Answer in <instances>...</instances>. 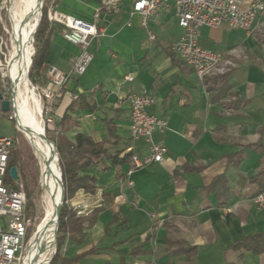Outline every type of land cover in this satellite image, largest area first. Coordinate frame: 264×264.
I'll use <instances>...</instances> for the list:
<instances>
[{
    "label": "crops",
    "instance_id": "1",
    "mask_svg": "<svg viewBox=\"0 0 264 264\" xmlns=\"http://www.w3.org/2000/svg\"><path fill=\"white\" fill-rule=\"evenodd\" d=\"M101 1L49 0V8L93 22ZM135 1L102 13L103 35L90 47L96 72L68 83L76 99L58 103L52 143L70 146L82 133L112 154L146 155L148 144L130 138L129 115L130 97L148 94L155 101L150 112L168 122L165 134H154L168 153L129 178V164L107 161V170L81 172L95 176L98 189L81 190L72 200L102 211L84 236L66 241L63 257L86 253L69 264H264V252L234 247L264 233V210L254 202L264 192V18L250 32L201 29L200 47L235 63L228 74L202 82L172 49L183 34L174 11L162 8L144 28L132 14ZM254 1L241 0L242 9ZM51 29L41 83L51 66L69 74L80 54L59 25Z\"/></svg>",
    "mask_w": 264,
    "mask_h": 264
},
{
    "label": "built area",
    "instance_id": "2",
    "mask_svg": "<svg viewBox=\"0 0 264 264\" xmlns=\"http://www.w3.org/2000/svg\"><path fill=\"white\" fill-rule=\"evenodd\" d=\"M8 1L0 0V116L3 114L2 101H12L15 108L14 99L17 94L10 74L11 59L17 53L16 45L9 43L8 38L11 37V33L4 20ZM122 1L102 0L99 9L94 14L93 22L48 9L49 23L59 25L62 28L63 38L77 46L80 54L72 60L69 74H65L56 66H51L44 83L33 82L29 79L30 64L26 82L21 83V89L26 87L34 94L38 117L45 130L55 126L54 116L58 103L64 97L76 99V96L68 90V83L73 78L82 77L93 61L94 56L90 47L103 35V29L97 25L102 13L105 10L117 9ZM42 7L43 5L31 41V63L35 54L34 36L41 20ZM162 8L174 11L179 26L183 30L182 36L172 45L174 53L184 65L195 71L202 82L228 74L235 67V63L219 53L201 48L199 45L201 29L203 27L215 29L226 25L250 32L256 21L264 18V0H255L246 9H242L241 0H137L133 4L132 14H138L141 18V25L147 28L150 18ZM11 46L15 52L13 55H11ZM126 80L133 81V77L129 75ZM154 103V98L148 94H134L130 97V138L133 141L143 139L148 144V153L144 156H132L129 170L126 173L128 178L134 172L147 168L153 163L163 162L168 153L164 145L154 141L155 133L165 134L169 130L166 119L150 112ZM10 119H13V116H10ZM17 129L21 131L18 124ZM17 144V138L0 134V264H26L30 246L36 234L33 231L29 237L34 222L26 211L27 198L24 187L19 180H14L10 176L9 158ZM7 178H10L11 182H8ZM254 202L264 210V192L258 194ZM66 204L69 209L76 212L77 216L88 215L94 209L86 202L72 199L67 200ZM55 254L56 248L54 247L51 257L45 259L43 264H50Z\"/></svg>",
    "mask_w": 264,
    "mask_h": 264
},
{
    "label": "trees",
    "instance_id": "3",
    "mask_svg": "<svg viewBox=\"0 0 264 264\" xmlns=\"http://www.w3.org/2000/svg\"><path fill=\"white\" fill-rule=\"evenodd\" d=\"M49 6V0H45L41 20L34 36L35 54L32 57L29 71V79L33 82L41 83L44 80L43 69L48 64L50 56V34L52 29L47 18ZM4 17H6L5 12ZM77 101L81 102L80 99H77ZM77 101H74L73 104H76ZM85 106H87L86 103ZM110 130L113 135V129ZM17 135H19V132L16 133ZM51 142H53V139H51ZM56 149L62 173L64 199L58 219L56 254L50 264H69L79 260L86 253L77 256L73 260L64 258L62 251L66 241L77 240L79 237L84 236L85 226L93 225L98 214L102 211V208H95L88 215L77 216L76 212L67 206V200L74 198L79 191L83 190L87 194H94L98 189L95 176H81L80 173L87 171L92 166L98 167L101 171L107 170L106 161L115 166L129 164L133 153L125 150L112 154L108 151L106 143H96L90 136L82 133L76 135L73 145L64 147L56 145ZM38 166V159L30 148H19L18 144L14 147L9 158V171L13 167L18 170L19 182L23 185L26 193L27 214L28 211L34 208L35 198L41 193V173ZM7 181L11 182V179L7 178ZM260 193L262 192L257 193L255 196ZM28 216L30 217V215ZM33 231H35V227L31 229L29 237ZM234 247L237 250L253 251L254 253L264 252V233L249 236L244 241L236 243ZM91 252L92 250L87 253Z\"/></svg>",
    "mask_w": 264,
    "mask_h": 264
},
{
    "label": "bare ground",
    "instance_id": "4",
    "mask_svg": "<svg viewBox=\"0 0 264 264\" xmlns=\"http://www.w3.org/2000/svg\"><path fill=\"white\" fill-rule=\"evenodd\" d=\"M41 0H22V10L12 15L16 45V55L11 59L10 68L17 94L14 99L15 114L19 129L31 141L40 165L41 186L43 189L44 221L41 228L42 242L35 253L27 256L26 264H43V255L52 249L55 243L56 220L62 200L61 169L53 145L47 141L45 129L38 117L36 98L33 94L34 108H30L27 95L23 97L21 83L26 82L32 56L31 41L41 13ZM31 105V104H30ZM39 167V166H38ZM33 243H31V246ZM30 246V247H31ZM53 251V250H52Z\"/></svg>",
    "mask_w": 264,
    "mask_h": 264
},
{
    "label": "rangeland",
    "instance_id": "5",
    "mask_svg": "<svg viewBox=\"0 0 264 264\" xmlns=\"http://www.w3.org/2000/svg\"><path fill=\"white\" fill-rule=\"evenodd\" d=\"M45 3V0H44ZM41 0V5L44 4ZM8 9L6 11V18H4V20L6 21V26L7 29L10 31L11 33V37L9 36V43L10 45H14L13 39H12V34L14 32V26H13V19H12V15L15 14V12L18 14L21 10H22V0H9L8 1V5H7ZM15 11V12H14ZM14 49H12L11 46V55H13ZM31 64V61H30ZM30 64H29V68H30ZM92 65L89 66L88 68V75H93L96 72V69H92ZM10 74H11V68H10ZM23 90V97H25L27 95V98L29 100V106H31L30 108H34V103L32 102V97H33V93H31L26 87L22 88ZM31 104V105H30ZM13 116V120H9L6 118H0V134L3 136H7V137H14L17 133L15 126H14V122L15 125H17V119L15 116V113H12ZM53 135L54 132L53 130H51V127H48L47 130H45V136L46 139H48V141L51 142V139H53ZM16 138L18 139V146L19 148H30L35 157L38 159L36 151L31 143V141H29V139L23 134L22 131L19 132V135L16 136ZM57 152V150H56ZM59 164V162H58ZM39 165V162H38ZM40 168V165H39ZM41 173V171H40ZM40 184H41V178H40ZM40 190L41 193L35 198L34 201V208L31 209L30 211H28V215H30V217L33 219L34 222V227H35V238L33 239L32 243L33 245L30 247L29 250V257H31L34 253H35V249L38 245L41 244L42 242V238H43V234L41 232V228L43 226V221H44V210H43V202H44V198H43V189L42 186L40 185ZM56 248V243L55 246ZM54 247L52 249H48L46 251V253L43 255L44 259H49L51 257L52 254V250L54 249Z\"/></svg>",
    "mask_w": 264,
    "mask_h": 264
},
{
    "label": "water",
    "instance_id": "6",
    "mask_svg": "<svg viewBox=\"0 0 264 264\" xmlns=\"http://www.w3.org/2000/svg\"><path fill=\"white\" fill-rule=\"evenodd\" d=\"M44 0H42L43 2ZM2 112L7 114V113H11V112H14L15 113V108L13 106V103L12 101L10 100H4L2 101ZM44 138L46 139V136H44ZM48 141V139H46ZM50 142V141H49ZM53 147H54V150H55V153L57 155V160L59 162V156H58V153L56 152V146L50 142ZM62 175V173H61ZM10 176L12 179L14 180H19V174H18V170L16 167H13L10 169ZM61 186H62V200H61V205L59 206L58 208V212H57V220H56V232H55V237H56V234H57V230H58V219H59V215H60V211H61V207H62V204H63V199H64V187H63V182H62V179H61Z\"/></svg>",
    "mask_w": 264,
    "mask_h": 264
}]
</instances>
